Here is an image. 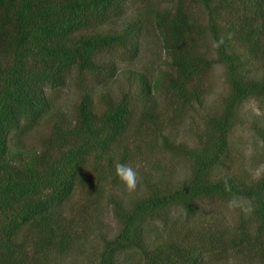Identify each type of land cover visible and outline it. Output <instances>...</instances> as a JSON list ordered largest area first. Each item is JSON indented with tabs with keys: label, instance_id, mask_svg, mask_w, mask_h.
<instances>
[{
	"label": "trees",
	"instance_id": "1",
	"mask_svg": "<svg viewBox=\"0 0 264 264\" xmlns=\"http://www.w3.org/2000/svg\"><path fill=\"white\" fill-rule=\"evenodd\" d=\"M169 2L151 15L166 60L156 77L151 80L145 72L130 71L134 79L130 89L114 96L104 88L97 100L91 88L84 90L72 116L54 113L39 146L23 149L22 137L51 110L46 89L65 85L72 71L90 74L96 85L104 86L115 74L113 60L106 61V55L120 48L131 60L138 53L142 18L134 15L116 27L127 0H0V264H34L48 248L62 252L73 247L92 223L89 216L69 215L80 207L76 201L69 211L65 206L76 195L95 205L104 191L107 169L125 163L130 101L142 103L141 118L158 129L156 93L178 112L201 102L203 76L215 61L224 66L228 94L221 110L206 120L207 139L187 147L172 144L159 133L164 150L187 158V181L174 188L149 189L147 182V195L128 204L109 196L118 228L111 236H100V251L90 264H119L126 253L137 256L131 264H202L200 254L206 249L196 251L197 245L182 240L148 245L144 232L147 225L165 221L169 207L192 214L196 198L215 196L249 200L255 226L249 229L240 219L232 234L222 237L216 232L215 241L209 236L208 250L217 248L230 257L264 264V171L250 182L229 175L212 177L227 153L238 107L251 97L264 98V75L248 76L240 53L229 46L233 37L255 53L261 37L257 26L261 1ZM196 6L207 11L205 24L196 17ZM225 13L232 17L221 33L218 15ZM204 37L215 42V59L207 56ZM253 128L264 142V126ZM225 180L230 191L225 190Z\"/></svg>",
	"mask_w": 264,
	"mask_h": 264
},
{
	"label": "rangeland",
	"instance_id": "2",
	"mask_svg": "<svg viewBox=\"0 0 264 264\" xmlns=\"http://www.w3.org/2000/svg\"><path fill=\"white\" fill-rule=\"evenodd\" d=\"M260 1L262 10L257 15V26H260L261 34L258 35L261 37L256 43L255 53H250L248 46L237 42L233 37L229 40L231 50L240 53L247 75L257 78L264 75V0ZM169 5V0H127L124 16L115 25L120 28L127 18H135L134 15H139L142 18L139 49L136 56L128 60L120 48L113 53L114 55H106V61L113 60L115 74L113 78L105 82L104 86L96 85V79L90 74H77L72 71L71 74L74 77L72 76V79H69L65 85L47 88L45 93L51 110L25 133L21 140L22 148L36 149L39 146L42 137L50 128V121L55 116L54 113H58V115L65 113L67 116H72L74 106L84 90L91 88L94 100H97L99 93L104 88L108 89L112 95L117 96L122 91L130 89V86L134 84L133 77L129 75L130 71L134 70L145 72L146 77L154 79L157 73L163 69L166 60L160 38L152 24L151 15L154 11ZM237 8L239 11L243 10L241 6ZM194 12L201 23L207 22L208 14L204 8L196 6ZM231 17L227 13L218 15L221 23L219 26L222 28L221 33L226 32V27H229L228 20ZM107 28V25L102 27L103 30ZM228 30L230 34L234 33L233 30L230 31L229 28ZM203 45L207 56L215 59L216 44L211 37H204ZM203 87L201 102L193 103L192 106L184 108L181 112L168 106L170 102L162 99L156 93L157 103H160L156 109L161 117L158 129H153L148 121L141 118L142 103L137 100L133 101V99L130 101L131 114L124 135L125 140H123V145H125L123 155L124 164L137 170L138 186L136 191L131 193L126 191L117 177L115 178L117 183L112 181L113 176H116L115 168L111 171L107 169L103 179H106L104 191L97 196L98 200L95 205L89 206L82 195H76L74 200L65 206V210L69 211V205L76 201L80 206L76 210L80 211L74 213L76 210H73L69 215L72 217L89 216L88 219L92 223V227L88 225L86 233L82 238L77 239L78 241L73 247L62 252L48 248L38 256L41 261L34 264H90L100 251V236H111L118 228L117 220L109 203V196L128 204L131 200L147 195V182L149 189L151 187L174 188L180 182L187 181L190 173L187 158L164 150L159 133L167 137L170 143L182 144L187 147L196 146L195 144H198L199 141L203 143L207 139L206 135L210 129H207L206 120L221 110L224 98L228 94L225 69L221 63L215 61L206 71L203 76ZM236 117L228 135L227 153L212 171V177L216 179L229 175L250 182L258 178L264 171V142L253 128L256 124L264 126V98L251 97L243 101L236 111ZM119 151L121 152V149ZM103 180L98 179L97 181ZM233 200L235 204L230 207L229 202ZM84 206H86L85 210ZM191 211L192 214H186L179 206L169 207L165 211L167 216L165 221L161 223L155 221L147 225L144 232L145 242L148 245L178 240L185 243L191 242L193 245H197L196 251L206 249L200 254L202 264H257L250 259H242L238 256L230 257L217 248L208 250L211 237H214L215 241V237H218L217 234L222 237L232 234L240 219L249 229L254 228L255 221L251 218L252 205L249 200L237 197H198L194 200ZM216 232L218 233L216 234ZM35 257L37 258V255ZM136 258L135 253H126L121 256L118 263L131 264Z\"/></svg>",
	"mask_w": 264,
	"mask_h": 264
},
{
	"label": "clouds",
	"instance_id": "3",
	"mask_svg": "<svg viewBox=\"0 0 264 264\" xmlns=\"http://www.w3.org/2000/svg\"><path fill=\"white\" fill-rule=\"evenodd\" d=\"M115 175L124 185L126 191L129 193L136 191L138 186V173L135 168L128 164L116 163L115 164ZM225 190L230 191L231 186L228 184L227 180L224 182ZM235 201H230L229 206H233Z\"/></svg>",
	"mask_w": 264,
	"mask_h": 264
}]
</instances>
